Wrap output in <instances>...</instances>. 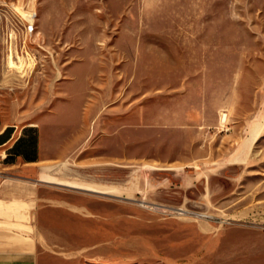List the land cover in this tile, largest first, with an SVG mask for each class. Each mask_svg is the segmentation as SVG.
<instances>
[{
    "label": "rangeland",
    "instance_id": "obj_1",
    "mask_svg": "<svg viewBox=\"0 0 264 264\" xmlns=\"http://www.w3.org/2000/svg\"><path fill=\"white\" fill-rule=\"evenodd\" d=\"M0 3V114L55 155L0 173L40 264H264V0Z\"/></svg>",
    "mask_w": 264,
    "mask_h": 264
},
{
    "label": "crops",
    "instance_id": "obj_2",
    "mask_svg": "<svg viewBox=\"0 0 264 264\" xmlns=\"http://www.w3.org/2000/svg\"><path fill=\"white\" fill-rule=\"evenodd\" d=\"M52 152L49 136L40 123L24 122L19 117L0 114L1 174L29 177L27 175H31L41 163L55 160ZM68 165L61 162L48 167L56 168L53 175H58L57 172ZM19 181L29 182L24 178ZM26 188L20 185L15 188L18 191H14V188L0 186V264H40L38 239L30 229L34 225L31 220L25 219L28 213L32 216L30 210L38 202L39 188L34 186L36 197ZM15 194L17 197H14ZM9 204L16 206L8 213L6 206ZM9 217L13 219L9 220Z\"/></svg>",
    "mask_w": 264,
    "mask_h": 264
},
{
    "label": "bare ground",
    "instance_id": "obj_3",
    "mask_svg": "<svg viewBox=\"0 0 264 264\" xmlns=\"http://www.w3.org/2000/svg\"><path fill=\"white\" fill-rule=\"evenodd\" d=\"M20 62H21V64H20V68L22 69V72L23 73H26V71H27V69L29 68V67H32V66H34V64H35V59L33 58V57H31L28 53L26 54V56H22L21 55V60H20ZM10 63H11V61H10ZM12 64V63H11ZM66 164V163H65ZM59 166H60V164H59ZM64 166V165H63ZM62 166V167H63ZM59 168H61V167H59ZM48 169H50L51 170V173L52 174H54V171H56L57 169L56 168H53V167H48ZM63 169V168H62ZM64 170V169H63ZM60 172V171H59ZM56 174V173H55ZM54 176H56L57 178H59L60 180H63V181H70V182H75V183H84V182H80V181H78V180H75V179H73V178H63V177H60L59 175H54ZM88 177H90V176H88ZM95 177V176H94ZM80 178V177H79ZM105 178V177H104ZM81 179H83V178H81ZM91 179H92V177H91ZM97 179H98V177H97ZM84 180V179H83ZM82 180V181H83ZM116 180V179H115ZM93 181V180H92ZM95 181H97V180H95ZM130 182V181H129ZM92 183V182H91ZM91 183H87V184H89V185H92V186H94V185H97V186H102V187H110V186H105V185H98V184H91ZM131 185H132V183H131Z\"/></svg>",
    "mask_w": 264,
    "mask_h": 264
},
{
    "label": "built area",
    "instance_id": "obj_4",
    "mask_svg": "<svg viewBox=\"0 0 264 264\" xmlns=\"http://www.w3.org/2000/svg\"><path fill=\"white\" fill-rule=\"evenodd\" d=\"M0 7H1V3H0ZM37 18V12L35 9H30L29 10V17L28 19H24L23 20V24L21 27V31L24 35L26 36H32L34 33H36V30H30L29 29V21L31 20H36Z\"/></svg>",
    "mask_w": 264,
    "mask_h": 264
},
{
    "label": "water",
    "instance_id": "obj_5",
    "mask_svg": "<svg viewBox=\"0 0 264 264\" xmlns=\"http://www.w3.org/2000/svg\"><path fill=\"white\" fill-rule=\"evenodd\" d=\"M37 182H40L39 180H36ZM75 189V188H74ZM78 190H82V189H78ZM83 191H86V192H89V193H94V194H99V195H102V196H105V197H110V198H118V199H124V200H130V199H127V198H122V197H118V196H114V195H109V194H104V193H99V192H95V191H88V190H83ZM139 203L141 204H145L141 201H139ZM147 205V204H146ZM181 211V210H180Z\"/></svg>",
    "mask_w": 264,
    "mask_h": 264
}]
</instances>
